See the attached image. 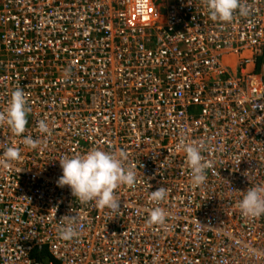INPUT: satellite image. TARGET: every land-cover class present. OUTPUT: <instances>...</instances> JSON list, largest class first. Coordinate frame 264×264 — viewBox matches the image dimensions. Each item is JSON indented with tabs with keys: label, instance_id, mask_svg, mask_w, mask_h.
Returning a JSON list of instances; mask_svg holds the SVG:
<instances>
[{
	"label": "built area",
	"instance_id": "obj_1",
	"mask_svg": "<svg viewBox=\"0 0 264 264\" xmlns=\"http://www.w3.org/2000/svg\"><path fill=\"white\" fill-rule=\"evenodd\" d=\"M245 2L222 23L203 0H0V111L23 89V136L42 141L0 127V155L22 154L0 167V264H264V216L236 206L264 186V0ZM182 140L205 145L201 186ZM92 149L123 150L136 172L118 212L58 186L59 159ZM160 187L167 219L149 226Z\"/></svg>",
	"mask_w": 264,
	"mask_h": 264
},
{
	"label": "clouds",
	"instance_id": "obj_2",
	"mask_svg": "<svg viewBox=\"0 0 264 264\" xmlns=\"http://www.w3.org/2000/svg\"><path fill=\"white\" fill-rule=\"evenodd\" d=\"M203 3L209 18L214 22L231 23L237 15L247 17L250 13L245 0H203ZM30 112L31 108L23 89L17 88L11 92L6 108L0 111V127L6 126L14 136L23 137L24 146L36 150L42 142L41 139L31 135L23 136ZM37 128L42 135L50 131L43 119L38 121ZM179 146L185 153L186 163L191 170L193 186H201L206 182V169L209 167L202 155L205 145L196 142L185 143L182 140ZM21 159L20 147L13 144L6 147L0 155V167L10 169L14 162ZM59 163L62 175L58 178V186L67 185L81 205L94 203L97 210L118 212L121 208L116 190L121 186L134 187L137 179L136 172L127 164V153L123 150L117 153L92 149L83 154L64 156L59 159ZM167 195L164 187L150 192L148 200L156 206L149 210L147 225L165 223L167 213L159 205L166 200ZM236 206L245 218L264 216V186L257 185L247 189ZM65 217L67 223L58 230V235L64 241H71L78 238L80 226L75 216Z\"/></svg>",
	"mask_w": 264,
	"mask_h": 264
},
{
	"label": "trees",
	"instance_id": "obj_3",
	"mask_svg": "<svg viewBox=\"0 0 264 264\" xmlns=\"http://www.w3.org/2000/svg\"><path fill=\"white\" fill-rule=\"evenodd\" d=\"M45 254H46V251L44 250L42 252H39V254L35 253V256H36V258L41 259V258H43L45 256Z\"/></svg>",
	"mask_w": 264,
	"mask_h": 264
}]
</instances>
